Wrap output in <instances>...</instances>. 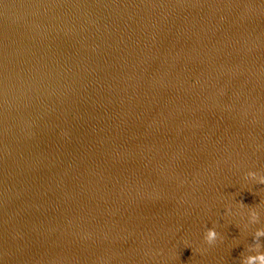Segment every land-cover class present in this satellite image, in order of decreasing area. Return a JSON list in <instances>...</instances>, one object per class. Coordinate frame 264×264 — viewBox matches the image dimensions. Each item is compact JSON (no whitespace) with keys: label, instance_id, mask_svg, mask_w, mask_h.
<instances>
[{"label":"water","instance_id":"1","mask_svg":"<svg viewBox=\"0 0 264 264\" xmlns=\"http://www.w3.org/2000/svg\"><path fill=\"white\" fill-rule=\"evenodd\" d=\"M248 171L264 0H0V264H241Z\"/></svg>","mask_w":264,"mask_h":264},{"label":"clouds","instance_id":"2","mask_svg":"<svg viewBox=\"0 0 264 264\" xmlns=\"http://www.w3.org/2000/svg\"><path fill=\"white\" fill-rule=\"evenodd\" d=\"M246 179H251L259 185H264V174H259L256 171H248L245 174ZM241 208L249 207V222L251 224L260 223V213L255 207L244 204L242 201L238 202ZM231 208L227 209L228 213H231ZM264 237V227L257 228L253 234L254 243L250 245V250L254 251L255 254H249L241 258V264H264V244L261 243V238ZM218 239H223L221 234L217 231L216 226L206 227L204 233V241L209 245H214Z\"/></svg>","mask_w":264,"mask_h":264}]
</instances>
